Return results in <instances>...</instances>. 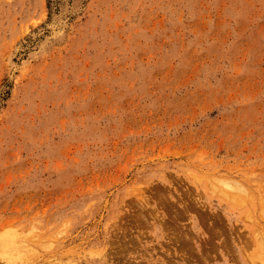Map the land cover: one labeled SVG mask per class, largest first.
Instances as JSON below:
<instances>
[{
	"label": "rangeland",
	"instance_id": "374dc122",
	"mask_svg": "<svg viewBox=\"0 0 264 264\" xmlns=\"http://www.w3.org/2000/svg\"><path fill=\"white\" fill-rule=\"evenodd\" d=\"M7 235L0 264H264V0H0Z\"/></svg>",
	"mask_w": 264,
	"mask_h": 264
},
{
	"label": "bare ground",
	"instance_id": "6f19581e",
	"mask_svg": "<svg viewBox=\"0 0 264 264\" xmlns=\"http://www.w3.org/2000/svg\"><path fill=\"white\" fill-rule=\"evenodd\" d=\"M166 193V192H165ZM155 212V211H154ZM146 219V218H145ZM220 231V230H219ZM20 241H19V239L17 238V237H14V235L12 236V235H7L6 237H4L2 240H1V242H0V255L2 256V257H4L5 258V255H6V253H7V250L9 251H12L11 249L13 248L14 249V252H15V249L17 250L18 248L17 247H19L20 246ZM9 247H10V249H9ZM22 248V247H21ZM10 251H9V253H10ZM19 251H20V249H19ZM21 252H22V250H21ZM12 254H15V253H12ZM20 254V253H19ZM8 256H9V254H8ZM10 258V257H9ZM2 259V258H1ZM6 259H8V257L6 258ZM4 260V259H3ZM13 260V259H12ZM52 260V259H51ZM54 261H55V259H54ZM264 261V260H263Z\"/></svg>",
	"mask_w": 264,
	"mask_h": 264
}]
</instances>
